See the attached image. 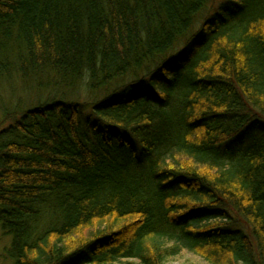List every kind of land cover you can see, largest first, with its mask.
I'll return each instance as SVG.
<instances>
[{"label": "trees", "instance_id": "obj_1", "mask_svg": "<svg viewBox=\"0 0 264 264\" xmlns=\"http://www.w3.org/2000/svg\"><path fill=\"white\" fill-rule=\"evenodd\" d=\"M17 84L52 94L0 133L9 264H264V0H0Z\"/></svg>", "mask_w": 264, "mask_h": 264}, {"label": "rangeland", "instance_id": "obj_2", "mask_svg": "<svg viewBox=\"0 0 264 264\" xmlns=\"http://www.w3.org/2000/svg\"><path fill=\"white\" fill-rule=\"evenodd\" d=\"M215 5H217V3ZM20 87L21 86L17 84V88H14L15 96L4 95L2 98L0 97V133L3 129H7V127L11 124L13 118L16 115H18V114H15V116H13V114L11 113H13L15 110L19 108H20L19 110H24L28 107H31L34 101L35 102L37 100L44 101L49 94L50 95L52 94V92L50 91H42L41 93L37 94V96H35V98L32 100V103H31L28 99H31V95H36V94L32 93L33 91H30L29 93L26 92L27 90L20 91ZM78 94L83 95L80 97H76L79 103L83 104L84 101H90L89 99L90 94L86 90L85 91L82 90ZM19 99H21V102L18 101ZM26 105L28 106L26 107ZM6 112H10V115L9 114L6 115ZM88 113H89V110L87 109H82L81 111L82 116H86L88 115ZM256 117H259L257 118L258 120L256 119V122H255L256 124L250 125L246 129H244L242 133L240 134V138H244L252 134H258L261 132L262 129H264V118L260 116H256ZM3 140H6L5 137L0 136V143ZM10 238L11 237L5 234L4 231L1 230L0 228V264H9L11 262V260L7 258L6 252H5V250L10 245ZM169 263L170 264H209L205 260H203V258L200 257L199 255H196L188 251H183L180 255L172 258L169 261Z\"/></svg>", "mask_w": 264, "mask_h": 264}]
</instances>
